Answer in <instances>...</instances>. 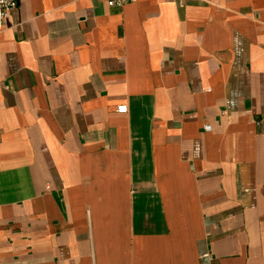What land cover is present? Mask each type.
Returning a JSON list of instances; mask_svg holds the SVG:
<instances>
[{"label":"crops","instance_id":"crops-1","mask_svg":"<svg viewBox=\"0 0 264 264\" xmlns=\"http://www.w3.org/2000/svg\"><path fill=\"white\" fill-rule=\"evenodd\" d=\"M0 264H264V0H18Z\"/></svg>","mask_w":264,"mask_h":264},{"label":"built area","instance_id":"built-area-1","mask_svg":"<svg viewBox=\"0 0 264 264\" xmlns=\"http://www.w3.org/2000/svg\"><path fill=\"white\" fill-rule=\"evenodd\" d=\"M133 0H108V4L111 6H123ZM18 5V0H0V33L5 29L7 19L10 16L11 10ZM116 110L118 112H127L128 105L122 103L117 105ZM210 125H205L206 129H210Z\"/></svg>","mask_w":264,"mask_h":264}]
</instances>
